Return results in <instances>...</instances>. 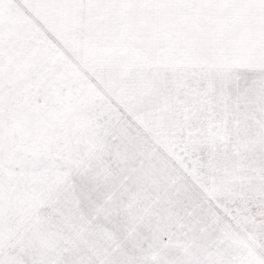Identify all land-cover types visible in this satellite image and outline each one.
Masks as SVG:
<instances>
[{
	"label": "snow or ice",
	"instance_id": "6c2138e0",
	"mask_svg": "<svg viewBox=\"0 0 264 264\" xmlns=\"http://www.w3.org/2000/svg\"><path fill=\"white\" fill-rule=\"evenodd\" d=\"M0 264H264V0H0Z\"/></svg>",
	"mask_w": 264,
	"mask_h": 264
}]
</instances>
